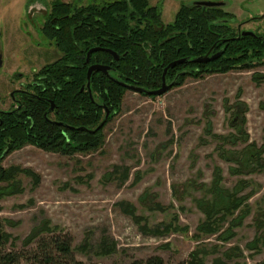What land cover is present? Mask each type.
Instances as JSON below:
<instances>
[{"label": "rangeland", "instance_id": "1", "mask_svg": "<svg viewBox=\"0 0 264 264\" xmlns=\"http://www.w3.org/2000/svg\"><path fill=\"white\" fill-rule=\"evenodd\" d=\"M52 1L0 0L1 110L11 105L13 90L22 88L44 64L60 55L40 31L43 14ZM62 1L86 4L93 0ZM107 1L111 0H96ZM196 1L201 0L149 3L161 5V20L167 24L181 4ZM209 1L224 2L223 8L238 21L247 20L241 28L257 30L264 36V0ZM263 73L264 64L200 79L187 77L181 86L154 98L128 89L120 112L104 128V143L99 149L62 155L26 145L10 153L2 165L29 168L37 174L38 182L23 172L16 175L22 192L0 198L4 230L17 238L15 244L20 249L31 229L48 219L51 226L71 236L74 257L81 264H129L148 256H159L164 264H186L189 252L196 247L206 252V264H212L229 247H237L242 254L225 259L223 264H260L264 261V234L257 250H249L247 243L262 233H257L253 218L256 213H264V170L232 175L229 168L235 164L218 156L216 145L222 141L207 134L205 118L208 116L211 122L212 133L233 134L231 122L235 125L237 121L232 114L234 107L227 106L243 102L247 106L244 128L248 142L264 145V81L253 79V74ZM222 145L233 150L244 146ZM113 165L129 168L124 184L115 177L105 178ZM216 166L222 170L224 188L232 190L239 180H245L247 187L242 194L252 192L249 215L227 241L218 240L216 235L193 237L204 219L195 199L211 197L208 189ZM202 183L204 187L196 189ZM173 187L177 197L173 196ZM145 191L156 194L153 200L166 209L145 208L139 201ZM120 200L131 202L149 227L171 224V229L162 235L141 232L115 204ZM86 237L89 247L83 252L77 247ZM103 237L114 243L110 253H99Z\"/></svg>", "mask_w": 264, "mask_h": 264}, {"label": "trees", "instance_id": "2", "mask_svg": "<svg viewBox=\"0 0 264 264\" xmlns=\"http://www.w3.org/2000/svg\"><path fill=\"white\" fill-rule=\"evenodd\" d=\"M234 21V15L221 6L181 4L173 21L165 24L161 20V6L150 5L149 0H111L85 6L53 0L44 13L40 31L60 55L35 74L36 84L29 85L35 96L21 94V109L1 115L0 184H5L0 185V198L22 192L15 179L20 172L31 176L34 183L38 182L37 174L29 168L2 165V160L10 153L32 145L62 155L87 154L103 145L104 128L120 112L125 93V88L115 79L155 89L160 85L165 66L184 58L183 63L169 68L165 74L167 79H175L173 87H178L187 77L200 79L206 75L252 69L264 64L263 35L238 36ZM92 47L110 50L94 51L86 62L87 51ZM147 48L151 50H144ZM211 48L213 51L222 49V52L205 63L193 61L212 51ZM109 51L118 54V59H114ZM90 64L110 67L109 74L92 72L89 80L91 98L86 88ZM253 79L264 81V73L253 74ZM231 107L235 108L232 114L237 122L235 125L231 122L235 132L227 136L212 133L206 113L208 135L232 147L239 143L244 145L240 150H233L218 143V156L235 164L229 168L232 175L264 170V145L259 147L254 142L249 143L244 128L246 104L236 102L227 109ZM105 108L109 115L98 127L105 118ZM105 175V178L115 177L122 185L129 177V168L113 165ZM222 180L221 168L214 167L208 189L211 197L195 199L204 219L196 226L194 238L216 235L218 240L227 241L235 236L234 229L250 213L248 199L252 192L242 194L247 181L239 180L229 190L222 186ZM203 187V183L198 184L196 189ZM175 190L173 187V196L177 197ZM154 198L156 194L145 191L139 196V201L148 210L164 211L166 207ZM115 204L145 234L162 235L171 229V224L162 225V228L161 225L149 227L145 218L138 215L135 206L127 200ZM263 217L264 213H256L253 218L257 233H262L247 243L249 250H257L263 243ZM16 240L0 222V264H81L74 257L71 236L58 226H51L48 219H43L31 229L22 239L20 249L15 244ZM107 241V237L101 239L99 253L107 254L114 249V243ZM88 247L86 237L77 248L84 252ZM205 254L203 248L196 247L189 252L185 263L206 264ZM241 254L237 247L226 248L221 257L213 259L212 264H223L225 259ZM129 264L164 262L159 256H148L134 259Z\"/></svg>", "mask_w": 264, "mask_h": 264}, {"label": "water", "instance_id": "3", "mask_svg": "<svg viewBox=\"0 0 264 264\" xmlns=\"http://www.w3.org/2000/svg\"><path fill=\"white\" fill-rule=\"evenodd\" d=\"M194 4L196 5H201V6H220L222 5V2L220 1H209V0H201V1H196L194 2ZM250 32H243V34H249ZM98 48L95 47V48H91L87 51V56H86V62L89 61V56L92 52L94 51H97ZM113 56L114 58H118L117 54L112 52V51H109ZM221 54V52H217L216 54L212 55L211 57H208L207 55H203V56H199V57H196L195 59H193L194 62H202V63H205L209 60H212L214 58H216L217 56H219ZM185 61L184 58L182 59H177V60H174L170 63H168L165 68L163 69V72H162V82H161V85L159 88H156V89H145L144 87H141V86H137V85H128L124 82H121L119 81V84H121L122 86H124L125 88L129 89V90H132L134 92H138V93H145L146 95H153V96H160L162 94H164L165 92H167L170 88H172L175 84V79L172 80L171 82L169 83H166L165 81V74L167 72V70L171 67H174L176 64H180V63H183ZM0 66H1V55H0ZM110 70V67L109 66H106V65H102V64H91L88 66V69H87V74H86V78H87V83H86V87L88 88V91L90 92V89H89V80H90V76L92 74V72L94 71H100V72H103L105 74H109L108 71ZM20 75V74H19ZM90 97H91V94L89 93ZM105 118L104 120L99 124L98 127H100L104 121L106 120V118L108 117V114H109V111L108 109H106L105 111Z\"/></svg>", "mask_w": 264, "mask_h": 264}, {"label": "flooded vegetation", "instance_id": "4", "mask_svg": "<svg viewBox=\"0 0 264 264\" xmlns=\"http://www.w3.org/2000/svg\"><path fill=\"white\" fill-rule=\"evenodd\" d=\"M71 3V2H70ZM73 4H75V5H77V6H85V5H87V4H89V3H97L98 4V2H96V0H93V1H90V2H88V3H86V4H76V3H74V2H72ZM103 3V2H102ZM194 4V3H193ZM151 5V4H150ZM158 5V4H157ZM161 6V5H160ZM221 7H223L224 6V2H222V5H220ZM224 9V8H223ZM225 10V9H224ZM47 11V10H46ZM45 11V12H46ZM226 11V10H225ZM161 12H162V8H161ZM228 12V11H227ZM229 13H231V12H229ZM233 14V13H232ZM44 15V14H43ZM234 15V14H233ZM234 17H235V15H234ZM250 19H256V17H252V18H250ZM246 21L247 20H243V21H238L237 20V18L235 17V21L233 22V27L237 30V34H238V36L239 35H245V34H243V32H250L249 34H255V33H258V34H260V35H262L261 33H259L257 30H252V29H244V28H241L240 26L242 25V23H246ZM163 22V21H162ZM43 23V22H42ZM243 24V25H244ZM41 26H42V24H41ZM41 28V27H40ZM237 36V37H238ZM264 37V36H263ZM92 48H95V47H92ZM98 48V50H100V49H102V50H110V49H103V48H99V47H97ZM57 49V48H56ZM91 49V48H90ZM132 50H134V49H132ZM144 50H151L150 48L148 49H144ZM210 50H212V48L210 49ZM216 50H218V51H209L207 54H205V55H207L208 57H211L212 55H214V54H216L217 52H222V49H216ZM112 52H114V51H112ZM115 53V52H114ZM1 55V54H0ZM87 56V55H86ZM117 56H118V54H117ZM90 57V56H89ZM114 57V56H113ZM218 57V56H217ZM216 57V58H217ZM114 59H116V58H114ZM118 59V58H117ZM116 59V60H117ZM215 59V58H214ZM55 60V59H54ZM53 60V61H54ZM213 60V59H212ZM50 62H52V61H50ZM50 62H48V63H50ZM208 62V61H207ZM198 63H202V62H198ZM47 64V63H46ZM46 64H44V65H46ZM43 65V66H44ZM91 65V64H90ZM42 66V67H43ZM110 71V70H109ZM109 71H108V73H109ZM37 73V72H36ZM36 73H34L33 74V79L32 80H30V82H28L27 84H25V85H23L22 86V88H17V89H15V90H13L11 93H10V98H11V105L7 108V109H3V110H1L0 109V124H1V122H2V119H1V115H3L4 113H11V112H13L14 110H20L21 109V106H22V98L20 97V95L21 94H28V95H31V96H35V93L33 92V90L29 87V85L30 84H36V82H35V74ZM16 76H18V77H20L21 75H19V73H17L16 74ZM173 79H171V78H169V79H167L166 77H165V81H166V83H169V82H171ZM115 81L119 84V81H121V82H124V83H126V84H130V85H136V84H134V83H130V82H126V81H123V80H117V79H115ZM161 82H162V76H161ZM161 82H160V85H161ZM121 85V84H120ZM160 85H159V87H160ZM122 86V85H121ZM138 86V85H137ZM124 87V86H123ZM159 87H157V88H159ZM87 88V87H86ZM125 88V87H124ZM156 89V88H155ZM171 89V88H170ZM81 90H83V88H81ZM87 90H88V88H87ZM125 90H128L127 88H125ZM89 92V91H88ZM90 93V92H89ZM140 94H142V93H140ZM90 96V95H89ZM91 98V97H90ZM53 108V106H51L50 107V109H52ZM106 109L107 108H105V111H106ZM109 111V110H108ZM106 113V112H105ZM109 115V114H108Z\"/></svg>", "mask_w": 264, "mask_h": 264}]
</instances>
